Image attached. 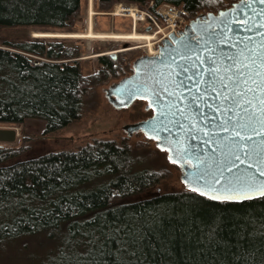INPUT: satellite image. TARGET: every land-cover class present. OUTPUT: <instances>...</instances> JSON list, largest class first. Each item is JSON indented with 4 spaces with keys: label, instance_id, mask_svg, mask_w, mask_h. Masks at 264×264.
I'll use <instances>...</instances> for the list:
<instances>
[{
    "label": "trees",
    "instance_id": "obj_1",
    "mask_svg": "<svg viewBox=\"0 0 264 264\" xmlns=\"http://www.w3.org/2000/svg\"><path fill=\"white\" fill-rule=\"evenodd\" d=\"M237 1L97 3H151L154 16L169 5L196 18ZM79 7L80 0H0V27L63 31ZM51 40L0 47V125L38 119L52 133L79 117L82 94L102 82L82 76L68 61L75 53ZM98 62L102 71L117 69L114 57ZM18 155L0 146V248L30 240L46 250L39 264H264V197L211 201L186 189L131 200L160 176L134 171L129 148L112 141L12 163Z\"/></svg>",
    "mask_w": 264,
    "mask_h": 264
},
{
    "label": "water",
    "instance_id": "obj_2",
    "mask_svg": "<svg viewBox=\"0 0 264 264\" xmlns=\"http://www.w3.org/2000/svg\"><path fill=\"white\" fill-rule=\"evenodd\" d=\"M262 64L264 3L238 0L190 21L180 36L170 35L157 55L137 59L132 74L105 94L118 109L146 101L151 117L127 126L126 133L154 141L180 168L187 190L197 187L207 193L203 197L222 201L209 197L227 194L229 182L264 181V121L257 99L264 93L252 83H261ZM16 138L13 128L0 129V145ZM243 200L251 199L223 201Z\"/></svg>",
    "mask_w": 264,
    "mask_h": 264
},
{
    "label": "rangeland",
    "instance_id": "obj_3",
    "mask_svg": "<svg viewBox=\"0 0 264 264\" xmlns=\"http://www.w3.org/2000/svg\"><path fill=\"white\" fill-rule=\"evenodd\" d=\"M87 1L80 0L78 12L67 23L63 31H48L33 27H0V47L4 43L11 45L23 44L32 40L43 43L52 39V42H60L65 49L75 53V58L68 61L78 63L82 76L88 77L99 74L102 82L91 86L84 91L81 97L82 105L79 117L67 126L47 135L44 134L45 123L38 119H26L22 125H0L1 128H13L16 130V141L13 144H2L4 149L19 152V155L12 159L13 162L33 159L47 153H58L62 151H75L96 141H112L116 145H126L134 160V171L148 170L160 176L156 186H153L140 195L130 198L141 199L160 193L182 192L186 190L181 181L180 168L169 162L164 151L159 150L155 142L146 138L140 132L128 135L125 128L151 116V111L146 108L147 102L135 100L131 105L124 108H115L108 101L105 90L122 79L130 76L133 72V63L142 56L148 55L143 43L126 40H98V39H75V38H50L35 37L36 33H84L87 23ZM116 5L135 7L143 14L144 21L136 23V32L139 35L151 37V44L161 36L155 34V24L147 18L153 17L160 28H165L166 23L158 16V13L169 11V5H162L157 8L155 16L148 9L152 5L148 3L140 8L134 4L124 2H113L110 5L100 6L97 0H93L92 8L93 31L97 33H120L129 34L134 30L133 19L125 18L127 15L111 16ZM176 8V7H175ZM181 10V8H177ZM140 16L139 14H137ZM195 18L188 15L183 17L181 30ZM157 35V36H155ZM157 37V39H156ZM153 42V43H152ZM162 43V42H161ZM161 45V44H160ZM12 50V49H10ZM18 52L16 50H12ZM151 54V51H149ZM113 54L116 60L117 69L115 72L102 71L98 58ZM35 60L43 58L27 55ZM21 151V153H20ZM27 245V246H26ZM26 245L18 248L4 245L0 248V264H39L46 250L38 247L37 244L27 241Z\"/></svg>",
    "mask_w": 264,
    "mask_h": 264
},
{
    "label": "bare ground",
    "instance_id": "obj_4",
    "mask_svg": "<svg viewBox=\"0 0 264 264\" xmlns=\"http://www.w3.org/2000/svg\"><path fill=\"white\" fill-rule=\"evenodd\" d=\"M93 0L87 1V23L86 30L84 33L79 34H52V33H36L35 37H50V38H75V39H98V40H126L132 42H141L143 43V48L147 49L148 53L151 51V54L155 53V48H153V44H151V37L148 35H139L136 32V23L141 22L143 20V14L139 13L137 9H134L131 6H122L116 5L115 9L111 13V16H119V15H127L125 17H129L133 19V27L134 30L129 34H120V33H97L93 31V16L95 12L92 6ZM139 14L140 16H138ZM138 24V23H137ZM153 43V42H152ZM150 54V53H149ZM15 130V129H14ZM16 131V130H15ZM17 137V135H16Z\"/></svg>",
    "mask_w": 264,
    "mask_h": 264
},
{
    "label": "snow or ice",
    "instance_id": "obj_5",
    "mask_svg": "<svg viewBox=\"0 0 264 264\" xmlns=\"http://www.w3.org/2000/svg\"><path fill=\"white\" fill-rule=\"evenodd\" d=\"M261 3H264V0H260ZM264 67V64H262ZM257 76H260V73H256ZM253 85L257 88L258 91L264 93V77H261V83L259 85L256 84V81H252ZM249 92H252L253 89L249 88ZM224 99H227L225 97ZM258 103L260 105L259 112L261 113L260 119L264 121V95L257 97ZM249 105H251V101H246ZM255 119V116L252 117ZM226 130V129H225ZM237 136H240V132L235 133ZM241 139H244L241 136ZM171 159V158H170ZM239 159V157H237ZM243 163V161H241ZM251 167V165H250ZM260 176L264 177V171L260 172ZM216 184H219L220 181H214ZM190 191L197 192L201 196L207 195V193L197 187H191ZM254 197H264V181H257L254 178H249L244 182H238L235 186L232 182L228 183L227 194L225 195H212L209 198L214 200H241V199H252Z\"/></svg>",
    "mask_w": 264,
    "mask_h": 264
},
{
    "label": "built area",
    "instance_id": "obj_6",
    "mask_svg": "<svg viewBox=\"0 0 264 264\" xmlns=\"http://www.w3.org/2000/svg\"><path fill=\"white\" fill-rule=\"evenodd\" d=\"M158 16L161 18V20L163 19L164 22L166 23L165 28H160L157 23L155 18L147 16V18L149 20H151L154 24H155V34H160L161 36L157 39L156 37V42L153 45V48H155V53L153 54H149L151 56L157 55L159 53V47L160 44L163 40L168 39V37L170 35H174L176 37L180 36L182 30H181V26H182V22H183V17L186 16V11L184 10H179L175 7H169V11L166 13H158ZM145 18L143 17L144 21ZM157 36V35H155Z\"/></svg>",
    "mask_w": 264,
    "mask_h": 264
},
{
    "label": "flooded vegetation",
    "instance_id": "obj_7",
    "mask_svg": "<svg viewBox=\"0 0 264 264\" xmlns=\"http://www.w3.org/2000/svg\"><path fill=\"white\" fill-rule=\"evenodd\" d=\"M198 17H199V16H198ZM196 18H197V17H196ZM196 18H195V19H196ZM193 20H194V19H193ZM190 21H192V20H190ZM186 26H187V25H186ZM148 110L151 111V115H152V110H151V109H148ZM150 117H151V116H150ZM150 117H148V118H150ZM148 118H147V119H148Z\"/></svg>",
    "mask_w": 264,
    "mask_h": 264
}]
</instances>
